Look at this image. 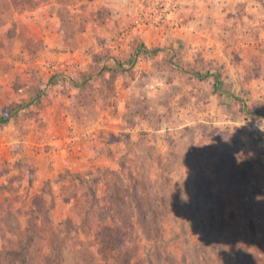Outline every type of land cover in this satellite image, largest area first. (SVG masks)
I'll return each mask as SVG.
<instances>
[{
	"label": "rangeland",
	"instance_id": "obj_1",
	"mask_svg": "<svg viewBox=\"0 0 264 264\" xmlns=\"http://www.w3.org/2000/svg\"><path fill=\"white\" fill-rule=\"evenodd\" d=\"M131 3L0 0V255L32 225V264H108L105 230L130 264H264V26L187 6L118 46Z\"/></svg>",
	"mask_w": 264,
	"mask_h": 264
},
{
	"label": "built area",
	"instance_id": "obj_2",
	"mask_svg": "<svg viewBox=\"0 0 264 264\" xmlns=\"http://www.w3.org/2000/svg\"><path fill=\"white\" fill-rule=\"evenodd\" d=\"M129 15V23L114 36L118 46L125 45L138 32L177 39L195 28L194 21L186 16L184 0H132ZM253 127L264 137V120L254 122Z\"/></svg>",
	"mask_w": 264,
	"mask_h": 264
},
{
	"label": "trees",
	"instance_id": "obj_3",
	"mask_svg": "<svg viewBox=\"0 0 264 264\" xmlns=\"http://www.w3.org/2000/svg\"><path fill=\"white\" fill-rule=\"evenodd\" d=\"M2 14L3 12H0V17ZM18 110L19 109L11 111V113L7 115L5 121H8L10 117L17 113ZM90 191L93 192L94 190L90 188ZM36 200H39L38 196H34L33 202H36ZM37 209L39 210V212L42 211L45 215L50 212L48 210H45L42 205H39ZM19 236L20 239L18 243L20 244V250L16 252L18 262L17 264H32L30 256L31 249H29L28 244L31 245L33 242L34 227H32V225L29 226L25 231L21 232ZM132 238L133 236L130 232L121 233L119 231H116V233H111L105 230V237L102 241V252L107 259L108 264H130L131 256L133 254L131 250L130 254L127 250L129 244L132 241ZM10 261L11 258L5 259L2 255H0V264H2L3 262L9 264Z\"/></svg>",
	"mask_w": 264,
	"mask_h": 264
},
{
	"label": "crops",
	"instance_id": "obj_4",
	"mask_svg": "<svg viewBox=\"0 0 264 264\" xmlns=\"http://www.w3.org/2000/svg\"><path fill=\"white\" fill-rule=\"evenodd\" d=\"M184 3L185 7L191 6V8L201 5L207 9L208 13H212L213 11L215 15H218V12L224 9H232V13H235L237 17V11L234 12V10H239L241 11L240 15L242 19H248L251 25L259 26V30L263 31L264 0H184ZM241 28L244 31L247 30V28L242 27V25Z\"/></svg>",
	"mask_w": 264,
	"mask_h": 264
}]
</instances>
